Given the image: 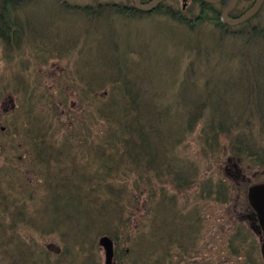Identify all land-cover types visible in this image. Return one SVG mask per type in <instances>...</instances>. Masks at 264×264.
I'll list each match as a JSON object with an SVG mask.
<instances>
[{
    "label": "trees",
    "instance_id": "16d2710c",
    "mask_svg": "<svg viewBox=\"0 0 264 264\" xmlns=\"http://www.w3.org/2000/svg\"><path fill=\"white\" fill-rule=\"evenodd\" d=\"M56 1L61 13L108 24L93 31L102 37L98 47L106 39L102 66L90 74L89 47L74 55L79 43L71 41L82 33L65 41L54 33L50 40L31 38L18 16L26 19L25 7L34 0H0V264H100L103 236L113 242L114 264L190 263L208 201L227 204L248 188L219 176L223 161L244 171L264 169V22L257 15L237 27L226 25L220 14L229 0H199L197 13L165 0L150 14L137 11L133 0ZM107 15L117 19L106 22ZM147 15L189 31L209 23L216 36L212 44L185 48L182 63L186 56L191 63L181 64L180 76L172 79L184 94L182 108L158 101L128 36L124 43L117 38L116 22ZM107 38L117 57L111 63ZM73 57L60 72H30L35 61ZM196 132L199 162L214 159L206 170L218 162L216 178L200 175L197 160L180 153ZM68 203L74 211L55 226L40 214L42 204L57 211ZM243 229L229 239L234 245L237 238L233 250L244 254ZM30 231L63 239L60 254L25 240Z\"/></svg>",
    "mask_w": 264,
    "mask_h": 264
},
{
    "label": "rangeland",
    "instance_id": "374dc122",
    "mask_svg": "<svg viewBox=\"0 0 264 264\" xmlns=\"http://www.w3.org/2000/svg\"><path fill=\"white\" fill-rule=\"evenodd\" d=\"M94 1L110 2L112 0H69L68 2L84 5L90 4ZM147 1L149 2L151 0ZM251 1L252 0H238L237 9H246ZM198 2L199 0H187V2L183 1V5L181 6L182 0H180V2L179 0H168L166 5L178 3L182 9H185L186 5H188L189 7H192L190 11L197 13L199 9ZM25 8L23 16L26 19H23L20 14H18L20 15L18 16V19L23 28L27 29V33L30 37L35 40H50L51 34L53 33L62 41L72 40L77 36L79 37L82 33L83 38L71 41L72 45L75 42L79 43L74 47V55L82 50L84 53V50L89 47L90 74H99L100 67L102 66L100 61L102 56H104L103 52L106 39L102 45L98 47L97 39L102 37L100 35H95L93 31L98 28L103 29V26H108V24L104 25L100 22L90 24L79 14L61 13L56 0H34L33 4H30ZM191 15L193 16V14ZM155 17L166 19L165 17L158 15H147L146 17L139 19L130 18L121 22H116L114 28L116 27L115 29L118 33L117 38L121 43H124V40L126 39L124 35L128 36L127 43L132 44L130 48H132L135 53L137 52L139 65L142 60V67L141 65L139 66L140 69L149 72L153 78V85L157 92H159L157 98L158 101H167L168 105H177L182 108L184 104V94L180 89L174 88L175 80L172 79L179 77L181 69L188 67L191 63V59L188 56L184 58L182 63V56L185 54V48L188 45L191 46L198 42L212 44L214 39H216V36L213 37L210 35L211 25L209 23L199 24L198 26L195 25V31H189L188 28L182 25L183 28L180 27L179 24H174L169 21L174 24L172 25ZM112 18L117 19V17L107 15L104 20L107 22ZM191 20L195 21V18L191 17ZM258 20L262 23L264 22V5L258 13L257 21ZM107 41L108 54L111 63L114 59H117V57L111 52V39L107 38ZM114 41L117 42L115 36ZM227 41L229 42L231 40L227 38ZM38 50L40 54V49ZM27 53H29V51H27ZM36 55L37 53L35 54L34 59H36ZM25 59L26 57L18 58V60ZM74 61V57L71 59L54 58L48 62H46V60H39V62L35 61V63L29 64V68L33 75L46 70L54 73L57 71L60 72V70L67 68V66H71ZM181 64L182 66L185 64V66L181 68ZM34 68L37 72H35ZM39 77H41V75H39ZM1 98L2 97L0 96V101ZM182 113L183 111L180 110L177 112V115L181 116ZM176 122L177 120L175 119L174 123ZM197 134L198 133L196 132L187 138L185 144L179 148L180 153L183 158H195L197 160L200 175L202 172L206 171L208 173H205V176L216 178L218 177V162H215L209 170H206L207 166H210L214 159L210 160L205 165L199 162L198 153L200 145ZM220 169L222 174L219 176L221 177L225 175L229 180H234L238 189L248 187L253 184V182H262L264 180V169L247 168L246 171H244V169L240 167L239 169H241V171L238 168L236 169L233 162H227V159L223 161ZM28 183H30V180H28ZM34 187L39 188L36 185H34ZM192 191L195 192V189H192ZM40 194L41 190L34 194V198H39ZM239 195V198L236 199L235 196L230 203L223 205L208 201L207 206L204 208L206 221L203 229H201V233L196 239L197 248L195 250L191 249V254L197 249L198 251L194 259L190 258L191 260L188 264H256L257 262H262L260 255L261 236L260 234L255 235L251 227V225H254V216L251 214V208L248 203L246 204L247 198H245V196L247 195V189L244 192L240 190ZM199 202L201 203V201ZM203 204L206 205V202ZM73 211V206L69 203L64 208H59L57 211L48 206V204H42L40 214L43 218L45 217L50 220L55 226L57 225V220L59 218H63L68 212ZM251 218H253V220ZM140 222H142V218ZM237 227L244 228L241 233L248 235V244L246 250L244 249V254L233 250L234 246L238 245L237 238L234 239V245L232 242L230 243L229 238H232ZM25 240L31 244L38 245V247H46L48 245L49 249H47V251L50 254H60L61 249L64 246L62 245L63 239L58 240L57 236H51L49 238L41 237L33 231L25 232ZM253 242L252 249L248 250ZM98 255L100 258V264H103V251L99 250ZM203 256L208 258L206 262ZM195 259L198 260L193 262Z\"/></svg>",
    "mask_w": 264,
    "mask_h": 264
},
{
    "label": "water",
    "instance_id": "95a60500",
    "mask_svg": "<svg viewBox=\"0 0 264 264\" xmlns=\"http://www.w3.org/2000/svg\"><path fill=\"white\" fill-rule=\"evenodd\" d=\"M163 0H153L148 5H142L141 0H134V6L142 12L153 11L157 4ZM209 4H217L222 0H201ZM237 0H230L227 7L222 11V21L230 26L241 24L254 17L264 3V0H255L253 5L241 17L235 20H229L227 14L234 8ZM247 201L256 217L257 227L254 229L261 235L260 238V254L264 262V182L253 184L247 189ZM99 247L103 250L104 264H113V242L106 236L99 238Z\"/></svg>",
    "mask_w": 264,
    "mask_h": 264
},
{
    "label": "bare ground",
    "instance_id": "6f19581e",
    "mask_svg": "<svg viewBox=\"0 0 264 264\" xmlns=\"http://www.w3.org/2000/svg\"><path fill=\"white\" fill-rule=\"evenodd\" d=\"M152 1H153V0H152ZM152 1H151V2H152ZM151 2H149V3H151ZM161 2H163V1H161ZM161 2H159V3L157 4V6H158ZM141 3H142V1H141ZM149 3H148V4H149ZM142 4H143V3H142ZM148 4H144V5H148ZM133 6H134V0H133ZM157 6H156V7H157ZM134 8L136 9L135 6H134ZM136 10H137V9H136ZM137 11H140V10H137ZM140 12H142V11H140ZM143 13H147V12H143ZM221 17H222V13H221Z\"/></svg>",
    "mask_w": 264,
    "mask_h": 264
},
{
    "label": "flooded vegetation",
    "instance_id": "af4514ba",
    "mask_svg": "<svg viewBox=\"0 0 264 264\" xmlns=\"http://www.w3.org/2000/svg\"><path fill=\"white\" fill-rule=\"evenodd\" d=\"M234 10H235V9H234ZM234 10H233V11H234ZM233 11H232V12H233ZM221 13H222V11H221ZM220 17H221V14H220ZM230 17H231V19H232V18L234 17V15H231Z\"/></svg>",
    "mask_w": 264,
    "mask_h": 264
}]
</instances>
